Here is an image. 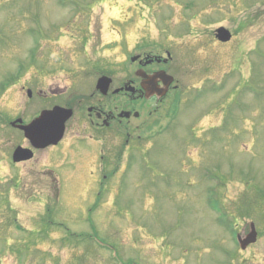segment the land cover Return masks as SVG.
Listing matches in <instances>:
<instances>
[{
	"label": "rangeland",
	"instance_id": "1",
	"mask_svg": "<svg viewBox=\"0 0 264 264\" xmlns=\"http://www.w3.org/2000/svg\"><path fill=\"white\" fill-rule=\"evenodd\" d=\"M220 26L225 45L210 41ZM139 47L171 54L180 89L131 122L134 142L64 139L10 165L15 79L82 97L100 71L124 78ZM39 101L25 99L26 121ZM83 121L67 139L88 137ZM263 217L264 0H0V264H258ZM249 221L260 239L242 254Z\"/></svg>",
	"mask_w": 264,
	"mask_h": 264
},
{
	"label": "flooded vegetation",
	"instance_id": "2",
	"mask_svg": "<svg viewBox=\"0 0 264 264\" xmlns=\"http://www.w3.org/2000/svg\"><path fill=\"white\" fill-rule=\"evenodd\" d=\"M210 41L217 43L214 34L210 36ZM136 57V61L132 63L124 78L118 77L116 84H114L115 79L112 80L109 92L105 97L99 93H93L82 101L70 99L65 102L73 105L75 114L81 108V103L85 105L87 110L92 109L87 113V118L90 126L94 129V133L103 135L102 141L108 140L110 143L117 144L120 140L121 130L128 131L126 133L128 137L131 132H137L139 126L133 125L131 122H135L145 115L147 119L155 115L162 108L163 103L173 97L174 92L178 90L173 84L165 87L163 80L157 74L161 71L165 73L170 71L169 65L172 64L170 60L167 61L163 56L151 55L145 51L138 52ZM149 80H151L150 83L145 84ZM193 88L199 90L195 86H191V89ZM113 91L117 92L113 93ZM73 137L74 139L85 140V137H79V133ZM128 141L127 139L126 143ZM246 233L244 228L241 236ZM259 247L264 252V242ZM250 257L258 264H264V255L255 256L252 254Z\"/></svg>",
	"mask_w": 264,
	"mask_h": 264
},
{
	"label": "water",
	"instance_id": "3",
	"mask_svg": "<svg viewBox=\"0 0 264 264\" xmlns=\"http://www.w3.org/2000/svg\"><path fill=\"white\" fill-rule=\"evenodd\" d=\"M217 36L220 41H227L229 33L220 28L217 30ZM169 78V82L172 78ZM109 81L101 79L99 88H107ZM71 113L60 108H54L52 111H44L41 115L27 126H20L24 131V136L29 140L35 149H43L49 145L56 144L63 135L64 124ZM32 156L29 150L18 148L14 153V161L28 160ZM254 234H251L247 241L241 242L244 248L249 242H253Z\"/></svg>",
	"mask_w": 264,
	"mask_h": 264
}]
</instances>
